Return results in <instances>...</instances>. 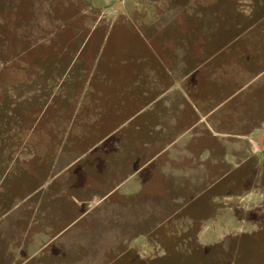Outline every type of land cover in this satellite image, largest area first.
<instances>
[{"label": "rangeland", "instance_id": "obj_1", "mask_svg": "<svg viewBox=\"0 0 264 264\" xmlns=\"http://www.w3.org/2000/svg\"><path fill=\"white\" fill-rule=\"evenodd\" d=\"M175 14L178 17L170 20ZM86 41L98 53L94 79L109 74L111 80L127 81L136 56L149 61L178 53L186 55L189 67L200 62L199 74L205 83L201 90L206 89L202 106L205 101L215 107L224 92H236L232 101L216 109V117L240 102L247 109L256 103V110H264V0H0V188H17L20 200L33 183L30 123L39 120L41 108V98L30 96V87L42 84L43 72H52L51 67L61 62L56 72L69 68L59 81L58 90L65 91L79 65L72 58L85 48ZM195 48L198 58L193 55ZM91 80L90 86L96 88L97 81ZM33 103L36 108L31 107ZM55 104L47 103L40 117L43 123L53 119ZM155 107L145 108L146 113L134 123L154 121ZM194 137L191 147L210 162L207 148L215 139ZM225 141L229 152L231 141ZM211 163L212 176L206 180L190 176L187 188H156L149 180L142 190L129 188L143 173L122 188L139 191L134 197L146 200L151 214L141 228L148 231L147 236L115 242L100 264H264V161L257 173L254 167L250 169L253 160L234 169L229 163L227 167ZM52 179L36 183L48 184ZM57 181L49 184L57 188ZM160 199L169 202L163 200L161 209L153 205H159ZM109 201L100 210L112 204ZM252 218H259L260 224H250ZM86 225L84 220L77 226ZM199 245L202 250L197 249Z\"/></svg>", "mask_w": 264, "mask_h": 264}, {"label": "crops", "instance_id": "obj_2", "mask_svg": "<svg viewBox=\"0 0 264 264\" xmlns=\"http://www.w3.org/2000/svg\"><path fill=\"white\" fill-rule=\"evenodd\" d=\"M177 17L172 15L170 20ZM84 47L72 58L79 65L74 82L65 91L58 90L59 81L69 68L56 72L61 62L51 67L52 72H43L42 84L30 87V96L41 98L39 120L30 123L28 156L33 183L21 200L17 188H0V264H100L115 242L147 236L148 231L141 228L151 214L146 200L134 197L139 191L122 190L138 174L144 177L129 188L142 190L148 180L156 188H187L190 176L205 180L212 176L211 162L216 167L229 163L234 169L253 160L250 169L254 167L257 173L264 161V110H256V103L247 109L240 102L216 117V109L232 101L236 92H224L215 107L205 101L202 106L206 89L201 90L205 83L199 61L189 67L186 55L178 53L149 61L138 55L127 81L111 80L109 74L94 79L93 70L99 66L97 49L87 41ZM194 50V57H200L199 49ZM52 62L44 66L45 71ZM91 77L97 81L96 88L90 86ZM114 81L117 84L111 88ZM49 101L56 102L53 119L43 123L40 117ZM32 106L36 108L35 103ZM153 106L154 121L134 123L146 113L145 108ZM194 136L215 139L207 148L213 155L210 162L191 147ZM46 177L58 180L57 188L51 181L36 183ZM163 200L153 205L161 209ZM108 201L112 204L100 210ZM84 220L86 226H77ZM248 222L260 224L259 218Z\"/></svg>", "mask_w": 264, "mask_h": 264}, {"label": "trees", "instance_id": "obj_3", "mask_svg": "<svg viewBox=\"0 0 264 264\" xmlns=\"http://www.w3.org/2000/svg\"><path fill=\"white\" fill-rule=\"evenodd\" d=\"M221 246H223V245H222V243H221V244H218V247H220V248H221ZM205 248H206V247H204V248H203V250H204ZM197 249H198V250H202V248H201V246H200V245L197 247Z\"/></svg>", "mask_w": 264, "mask_h": 264}]
</instances>
